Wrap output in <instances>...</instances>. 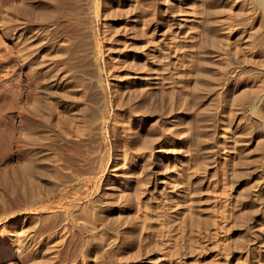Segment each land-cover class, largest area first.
Returning <instances> with one entry per match:
<instances>
[{
	"label": "bare ground",
	"instance_id": "obj_1",
	"mask_svg": "<svg viewBox=\"0 0 264 264\" xmlns=\"http://www.w3.org/2000/svg\"><path fill=\"white\" fill-rule=\"evenodd\" d=\"M171 2L8 4L13 17L3 24L14 38L11 62L16 71H28L11 94L16 164L10 178L0 179V263L12 260L15 251H30L26 264H108L103 240L113 242L110 251L120 240L141 242L144 236L136 232L155 223L163 247L158 252L167 260L174 257L170 264H183L182 249L171 250L173 233L179 230L181 239L203 252L209 233L199 230L207 217L202 218L199 183L208 165V140L216 150L218 138L222 150L232 151L231 176L248 175L245 191L229 197L227 205L225 225L235 224L245 245L236 264H254V257L264 264V250L252 245L264 236V0L259 12L250 5L241 10L249 19L243 31L247 39L234 48L250 67L245 82L235 71L231 78L225 73L227 61L213 47L221 39L213 26L221 23L217 15L214 19L215 0H194L191 10L180 3L175 10ZM176 13L183 17L178 22ZM38 30L45 55L32 51ZM177 93L183 95L180 116ZM242 125L250 131L245 142L257 139L245 158ZM250 163H258L260 171L254 174ZM194 174L200 181L194 183ZM7 201L23 215L8 216ZM212 218L206 229L219 235Z\"/></svg>",
	"mask_w": 264,
	"mask_h": 264
},
{
	"label": "rangeland",
	"instance_id": "obj_2",
	"mask_svg": "<svg viewBox=\"0 0 264 264\" xmlns=\"http://www.w3.org/2000/svg\"><path fill=\"white\" fill-rule=\"evenodd\" d=\"M12 1L13 0H0V179L3 177V174H6V177L10 178L12 170L14 169V166L16 164L15 159L13 157L14 149H13V145H12L11 131H10L11 130L10 128L13 125L12 109H11V105H12L11 104L12 103L11 94H12V91L15 89V85L17 84L18 80L22 81L21 75L25 74L28 71L27 68H24L23 70L16 71L15 67H13L14 63L11 62V58H10L13 55L12 49L14 47L13 46L14 45V38L12 36V32L10 31V29L4 28L5 24H3V23H4V20L6 19V17H9L10 19H12V17H13L11 10L7 9L8 4L12 3ZM179 3L182 4V6L184 5L183 7H186L185 9L191 10L190 6H192V4L194 3V0H172L171 5L176 10V9H178V5H180ZM176 5H177V7H176ZM188 5H189V7H188ZM246 5H250L253 8L255 7L257 12H259V10L262 8V0H217V2L215 0V6H213V8L215 9L214 19L216 17H217V19L220 18L218 21L221 22V23H217V24L214 23L213 24V26L216 28V32H217L218 36L219 37L221 36L220 37L221 39L219 38L221 41L219 40V42L215 43V45L213 47L216 46V50L221 54V58H224L225 61H227L226 64L224 65V67L226 68L225 73H229L228 75L231 78V76H232L231 72L234 73V71H235L237 73V74L235 73L237 76L239 74H241L240 76H238V79H240V81H244V82H245V80H243V79H245V78H243V76L245 75L246 72H248L250 70L249 69L250 67L247 66V64H245L244 60H242L243 54L239 53L234 47L239 46L238 44H240L242 42L240 40L247 39L246 33L243 31L246 29V24H247L246 21H249V19H248V17H246L247 18V20H246L245 16H243L244 15L243 12L241 13L243 6H246ZM216 7L219 10L221 9L222 15L218 11V9H216ZM217 11H218V13L216 14ZM174 17H176V19L174 18L175 22H178L179 20H181L183 18L181 16V14H178V13H176L174 15ZM214 21H216V20H214ZM245 22H246V24H245ZM163 24H164V26L165 25L167 26L166 23H163ZM120 25H119V27L122 26V25L121 26ZM228 28L231 29V30L229 29L230 32L229 31L226 32L228 30ZM39 31L40 30L34 31V36L32 35L33 36L32 39L34 40V41H32L33 42L32 43V51H33V53L41 52L43 55H45L48 51H46L45 44H43V42L41 40L42 32L40 33ZM239 36H241V37H239ZM223 38H224V41H223ZM238 40H239V42H238ZM121 41H123V40L121 39ZM121 41H120V43H121ZM168 41H170V40H168ZM172 41H174V40H172ZM244 41L245 40H243V42ZM40 43H42V44H40ZM217 44H218V46H217ZM220 44H221V46H219ZM234 44H236V45H234ZM248 44L249 43H247V46H249ZM120 46H121V44H120ZM44 51H46V52H44ZM239 54H240V56H239ZM109 63H110L109 66L112 68L113 66H112L110 61H109ZM243 70H244V72L242 73ZM18 77H20V79ZM232 80L233 79H229L230 82ZM235 82H237V80H235ZM235 84L233 82V85H235ZM177 88H180L179 84L177 85ZM177 95H178V93H177ZM177 95L175 97L176 116H180V111H178L177 108H178V104L181 101L183 95H178V96ZM242 124H243V122H242ZM221 125H224V124H221ZM242 126H244L245 132H244V130H243V132H244L245 136L243 135L242 136L243 138L242 137L241 138H242V140H244L243 145L245 144V146H247V148H248V149L246 148V150H244L245 153L243 152V157L245 158V157L250 155V152L253 150V146H256L254 144L256 143L257 139L252 140V142H251L252 144L251 143L249 144V141L245 142V140H247L249 138V134H247V133L250 131H247V128H245L246 125H242ZM257 128H258V123H255L251 129L253 130V129H257ZM219 136L221 137V139L224 137V135L222 134V131L221 132L219 131L218 137ZM208 142L209 143H207V144H208L209 149L207 148V150H204V151H206V157H208V161L205 162V164H208V165H206V168H204V171H203L204 174L202 173V176H200V177H202V181H201V183H199L200 185L202 184V193L204 192L202 194V207H203L202 209H204L202 218L205 217V213L207 216L204 220L205 223L199 227V230L200 231L203 230L201 235H206L209 233L208 235H206V238H205L206 244H204L203 252H202V250H200V252H199V250L196 251L195 248H193V247L191 248L190 245L188 244V242H186L185 237H183V239H181L182 235L179 237L180 231L176 230L173 233V235L176 236L175 241H173V244H172L173 246L172 247L170 246L172 249L169 248V250L170 249L175 250L176 248L177 249L181 248L182 253H181L180 263H183V264L184 263L185 264H198V263L199 264H233V263L236 264L237 260H239V257H240V255H238V254L240 253V251H242V248H245V245L242 246L243 236H242L240 230H238L239 231L238 232L236 229L234 232V229L236 228L235 224L233 225V223H229V224L227 223V225H225V223L227 221V217H228V212H229L227 205L229 202V197H230V199H233L234 196L237 198L239 192H241L243 190L245 191L246 179H247L248 175H246V173H240L241 176L237 175L235 178H234V176H231V171H232L233 165H231L232 160L230 159L231 157H229V156H231L229 153H231L232 151H230L229 153H226L227 152L226 149L222 150V147L224 148L225 146L222 145L220 147V144H222V141H220V139L218 140V138H217V140H215V142L217 143V145L215 146V149L217 148L216 150L212 149L213 147L211 148L209 146L212 144V141L208 140ZM210 149H211V152H210ZM208 152L211 153L210 156H208L209 155ZM253 153H254V151H253ZM228 154H229V156H228ZM252 157H254V159L256 158L255 156H250V158L252 160H254ZM215 159L217 161L216 163H215ZM211 160L214 163H211ZM257 166H258V163H256L255 165H254V163L249 164V167L251 170L255 168L254 174H256L260 171L259 167H257ZM201 172H198V173L200 174ZM229 173L231 176V178L228 177V182H229L230 186L228 185V182L225 181L226 177L229 175ZM242 175L243 176L246 175V177H243ZM195 176L196 175L194 174V177ZM238 176H239V178H238ZM230 179L232 180L233 183L230 182ZM195 180L200 181V179L198 177L194 178V183H195ZM207 182H208V186L205 187L204 185H207ZM255 182H256V180L254 181L253 184H255ZM243 184H244V186H243ZM230 187H232L233 190L230 189ZM213 191H214V193H213ZM226 192H227V194H226ZM209 195H211V196H209ZM203 196H204V199H206V200L208 198V200H209V201L207 200L208 203H206L207 202L206 200H203ZM206 196H209V197H206ZM150 200H149V203L151 204V206L154 205L152 207H154L153 209H155L154 199H152L151 201ZM263 200H264V196H263ZM210 203H211V205H210ZM173 204H175V206H173L174 211L180 212L182 207L180 208V206H177L178 204L176 205L175 202ZM175 207H176V209H175ZM178 208L180 211H178ZM5 210H6V213L8 216L15 217L18 215H23V212H20V210L17 207H15V205L12 204L10 201H7V204L5 205ZM117 216H118V214H115L113 217H117ZM211 216H213L215 223H216L217 227L219 228V229H217V232H219V235H217V234L215 235V233L212 229L210 230V232H209V230L206 229V223H208L209 224L208 226H210V227L213 224L211 221L208 220ZM230 222H232V221H230ZM224 225H225V227L223 228ZM230 225H231V227H230ZM230 229H232V230H230ZM144 230L145 231H143V229H142V231H141V229H140L138 231L139 233L136 232V234L139 237L141 235H142V237L144 236L143 240L141 242H139V240L137 241V239L136 240L135 239L126 240V241L122 240V242L120 240V241L116 242L118 245L116 244V246L113 248L112 251H110L112 248V246H110V245L113 242L111 240L110 241H104L103 240L102 244H103L104 249H106L105 250L106 257H107V260L110 261V262L107 261L108 264L109 263L110 264H168V263L170 264L171 261L174 260L175 258L169 257L167 260V258L164 259V257H162L161 252H163V251H161V249L163 247L162 246H161L162 248L159 247L160 244L158 243V241H159V239H158L159 236H158V231H157L158 229H157V226L155 225V223L150 225V226H147V228ZM97 233L98 234H97L96 238L98 239V241L100 240V242H101L102 240L100 239V237L98 238L100 233L99 232H97ZM136 234H135L136 238H139ZM225 235H227L226 241L223 240V236H225ZM216 236H218V237H216ZM237 238H239V239H237ZM57 241L58 240H56L54 242L56 243ZM129 241H132L133 244ZM135 241H137V242H135ZM54 242L52 244H55ZM104 242H105V244H104ZM119 242H120V244H119ZM138 242H139V244H138ZM128 243H130L129 244L130 246L134 245L133 246L134 248L132 247L133 249H131L130 246L128 245ZM135 243H137V244H135ZM235 245H237V246H235ZM252 245H254L256 247L260 246V249L262 248V250H264V236H261L259 241L257 240L256 243L255 244L252 243ZM128 246H129V248H128ZM228 246L229 247L231 246V248L228 249L229 251L228 250L226 251V248ZM187 247H188V249H187ZM132 251H133V253H132ZM158 251H161V252H158ZM135 252L140 257L138 255L134 254ZM126 253L127 254L130 253V255H127ZM198 253H200V254H198ZM31 254H32V252H30V251L29 252L26 251L23 253H21L19 251H15V254H14L12 260H7L4 262H1L0 264H26L29 261L28 259H30ZM132 255H135V256H132ZM260 255H261V253H260ZM96 256H98V254H96ZM123 257H125V258H123ZM231 261H233V262H231ZM240 261H243V258H240ZM251 261L254 264H260V262H259L260 257L251 258ZM57 262H59V261L55 260L54 262H51L50 264H65L64 262H61V263L60 262L57 263Z\"/></svg>",
	"mask_w": 264,
	"mask_h": 264
}]
</instances>
